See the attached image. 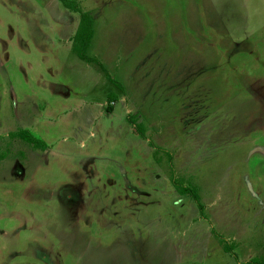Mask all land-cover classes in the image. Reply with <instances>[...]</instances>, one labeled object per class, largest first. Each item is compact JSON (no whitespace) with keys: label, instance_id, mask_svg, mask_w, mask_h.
Segmentation results:
<instances>
[{"label":"rangeland","instance_id":"obj_1","mask_svg":"<svg viewBox=\"0 0 264 264\" xmlns=\"http://www.w3.org/2000/svg\"><path fill=\"white\" fill-rule=\"evenodd\" d=\"M76 1L109 75L80 13L0 0V264L264 257V0Z\"/></svg>","mask_w":264,"mask_h":264},{"label":"trees","instance_id":"obj_2","mask_svg":"<svg viewBox=\"0 0 264 264\" xmlns=\"http://www.w3.org/2000/svg\"><path fill=\"white\" fill-rule=\"evenodd\" d=\"M60 1L64 7L68 8L73 12L80 13V22L77 31L72 38L74 52L77 54V56L80 59L86 61L87 63L97 64L100 68H102L105 71L107 75H109L108 70L102 64V62L98 60L96 57L90 56L88 54L94 36L93 17L90 14L82 11L79 6V3L76 0H60ZM115 83L119 84L122 87V84H120L119 82L115 81ZM140 131L142 132L143 135V130L141 128ZM23 133L28 142L34 143L37 146H41V141L38 140L36 137H34L32 134H27L25 131H23ZM172 182L174 183V185L177 187L178 191L181 194L193 192V196L196 202H198L200 209L203 210V206L199 203V196L196 192L189 190V188L184 186L182 183L178 182V180H176L175 178H172ZM245 264H264V257H254Z\"/></svg>","mask_w":264,"mask_h":264},{"label":"crops","instance_id":"obj_3","mask_svg":"<svg viewBox=\"0 0 264 264\" xmlns=\"http://www.w3.org/2000/svg\"><path fill=\"white\" fill-rule=\"evenodd\" d=\"M93 40V39H92Z\"/></svg>","mask_w":264,"mask_h":264}]
</instances>
